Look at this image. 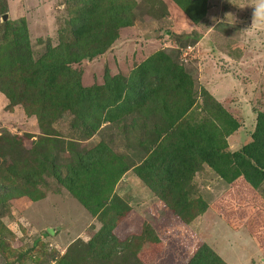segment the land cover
<instances>
[{"label":"rangeland","instance_id":"374dc122","mask_svg":"<svg viewBox=\"0 0 264 264\" xmlns=\"http://www.w3.org/2000/svg\"><path fill=\"white\" fill-rule=\"evenodd\" d=\"M26 33L35 67L0 77V264H264V0H0V66ZM41 155L81 177L29 184Z\"/></svg>","mask_w":264,"mask_h":264},{"label":"trees","instance_id":"16d2710c","mask_svg":"<svg viewBox=\"0 0 264 264\" xmlns=\"http://www.w3.org/2000/svg\"><path fill=\"white\" fill-rule=\"evenodd\" d=\"M82 32H83V30H82ZM8 49H10L11 52L7 53L6 58H5V62L3 61L2 65L0 66V77L1 78L5 79L7 76V73H8V71H7L8 68L12 69L13 66H16V65L28 66L26 70L31 69L32 67H35L32 64L31 50H30V38L27 35V33L21 39H18V40L14 39L12 41V43L9 44ZM60 49H61V46H60ZM55 53H56V49L50 48L48 51V58L51 57ZM7 58H11V60L9 61L10 67H8V65H7ZM52 64H54V69L56 71L65 68V65L59 60L54 61ZM41 65H49V64L42 63L39 66H41ZM51 71H52V69H51ZM3 86L6 88L8 87V89L6 90V95L8 96V98L11 99V102L12 103L13 102L14 103H16V102L20 103L19 99L14 100L12 98L13 94L11 93V89L9 87V84L3 83ZM23 87L27 89V86H23ZM40 158H41V164H38V166L41 167L42 171H38V173H37V171L31 172V174L29 176L30 180H28L30 182L29 184H35L36 183L34 181L35 176H38V174L40 172L44 173L45 171H47V166L45 167V164H48L51 166V168H52L51 173L54 176H56L59 180H61V179L63 180L65 178L64 181L67 179L68 181H71L72 184H74V182L76 183V180L74 177H72L71 174H73L77 179H79L82 175L81 173H79V169H81V167L84 165V162H85L84 158H80L81 160H80L79 166L74 167V169L70 172L71 174L69 173L70 175H67L66 177L65 176L63 177V175L60 172L61 169H60V167L55 165L54 159L52 160L48 155H41ZM14 172H15V170H14ZM26 174H28L27 171H26ZM39 176H40V174H39ZM110 236H111L110 232H108L106 229L102 230V232H100V234H99V237H101L100 239L103 243L100 245L94 246V247H89L90 250H93L94 248L98 249V251L96 252L97 256H100V254L103 255L105 250H107L106 252L108 253V254H106V253L105 254L110 255L111 251L113 249H112V246H110L109 243L106 242V239H109L110 242L114 241V240H111L109 238ZM88 252L89 251L87 250V253ZM114 252H115V254L117 253L116 250H114ZM88 254H89V256L91 255V253H88ZM105 254L103 255V258L106 260ZM111 256L112 255H110V257H107L108 260L106 262H108L111 259ZM120 256H121L122 264H132L128 258L127 259L125 258L126 256H124V252L123 253L121 252ZM189 264H225V263L218 256H216V254L214 252H212V250H210L209 247L204 245L198 251V253L195 255V257L191 260V262Z\"/></svg>","mask_w":264,"mask_h":264},{"label":"water","instance_id":"95a60500","mask_svg":"<svg viewBox=\"0 0 264 264\" xmlns=\"http://www.w3.org/2000/svg\"><path fill=\"white\" fill-rule=\"evenodd\" d=\"M3 19H4V21H6L8 19V15H4Z\"/></svg>","mask_w":264,"mask_h":264}]
</instances>
